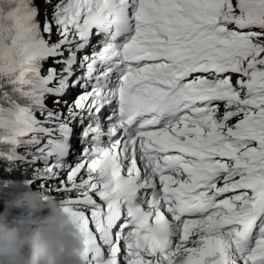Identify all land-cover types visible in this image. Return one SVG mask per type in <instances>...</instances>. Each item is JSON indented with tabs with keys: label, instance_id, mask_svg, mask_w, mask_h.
<instances>
[{
	"label": "snow or ice",
	"instance_id": "obj_1",
	"mask_svg": "<svg viewBox=\"0 0 264 264\" xmlns=\"http://www.w3.org/2000/svg\"><path fill=\"white\" fill-rule=\"evenodd\" d=\"M17 172L82 264H264V0H0Z\"/></svg>",
	"mask_w": 264,
	"mask_h": 264
},
{
	"label": "clouds",
	"instance_id": "obj_2",
	"mask_svg": "<svg viewBox=\"0 0 264 264\" xmlns=\"http://www.w3.org/2000/svg\"><path fill=\"white\" fill-rule=\"evenodd\" d=\"M19 184L0 210V264H82L85 235L59 198L27 181Z\"/></svg>",
	"mask_w": 264,
	"mask_h": 264
},
{
	"label": "trees",
	"instance_id": "obj_3",
	"mask_svg": "<svg viewBox=\"0 0 264 264\" xmlns=\"http://www.w3.org/2000/svg\"><path fill=\"white\" fill-rule=\"evenodd\" d=\"M30 174H31V170H29V176ZM21 177H22L21 172L14 173L10 177L7 174H3L2 176H0V179H3V178L12 179V180L4 181L3 183H5L7 186L0 188V210H2L3 201L7 200V197L13 192L14 188L20 187L19 182L21 180L26 182V180L22 179ZM14 215L17 217L18 220L24 223L23 219H25V216L20 215L19 213H16L15 210H14Z\"/></svg>",
	"mask_w": 264,
	"mask_h": 264
},
{
	"label": "rangeland",
	"instance_id": "obj_4",
	"mask_svg": "<svg viewBox=\"0 0 264 264\" xmlns=\"http://www.w3.org/2000/svg\"><path fill=\"white\" fill-rule=\"evenodd\" d=\"M42 7H44L43 5H41V9H42Z\"/></svg>",
	"mask_w": 264,
	"mask_h": 264
}]
</instances>
